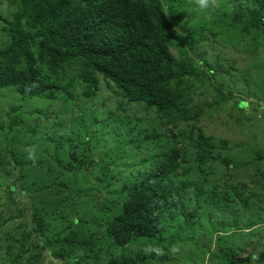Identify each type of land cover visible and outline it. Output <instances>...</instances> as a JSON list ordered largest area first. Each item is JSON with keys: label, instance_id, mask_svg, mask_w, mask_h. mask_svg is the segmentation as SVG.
<instances>
[{"label": "trees", "instance_id": "obj_1", "mask_svg": "<svg viewBox=\"0 0 264 264\" xmlns=\"http://www.w3.org/2000/svg\"><path fill=\"white\" fill-rule=\"evenodd\" d=\"M9 4L10 19L0 15L7 36L0 46V89H12L23 98L76 105L73 92L79 84L85 101L93 99L101 76L114 85L116 95L139 105L146 115L139 119L120 106L103 118L73 116L68 135L50 136L53 144L66 146L65 162L58 151L52 155L55 167H62L57 173L69 171L70 185L84 183L68 192L69 182L54 178L40 190H49V196L66 192L71 210L81 204L74 212L84 213L73 219L68 232L49 238L51 223L42 215L47 204H34L32 221L37 228L18 235L11 248L2 246L0 264H37L48 248L54 258L74 264L173 263L178 260L177 243L193 241L197 234L207 238L196 242L198 247L205 249L209 241L217 246L211 264H264V168L252 166L249 183L236 182L228 174L244 165L243 157L249 164L262 155L248 153L246 140L232 142L201 125L205 106L211 111L231 102L224 112L230 129L236 135L248 130L247 138L258 134L264 140L259 134L264 121L261 126L256 121L264 118V100L256 95L258 83L239 73L241 59L236 67L230 54L241 50L247 64L260 58L264 71V0H206L205 6L200 0H9ZM198 83L216 91L219 99L208 105L194 101ZM18 113L12 109L8 115L14 119L0 122V136L8 146L12 134L31 125L19 127ZM39 115L48 119L50 114ZM32 128L35 135L38 127ZM104 134H110L116 146L96 159L92 141L99 146ZM11 154L17 169L18 158L32 155ZM217 162L226 171L215 174ZM4 186L9 188L4 204H11L20 195L19 188L6 182L0 189ZM23 225L19 223L20 230ZM34 234L45 236L46 243L35 244ZM135 242H144L146 249L132 258L126 251L140 247Z\"/></svg>", "mask_w": 264, "mask_h": 264}, {"label": "rangeland", "instance_id": "obj_2", "mask_svg": "<svg viewBox=\"0 0 264 264\" xmlns=\"http://www.w3.org/2000/svg\"><path fill=\"white\" fill-rule=\"evenodd\" d=\"M12 10L13 9L9 4V0H0V15L3 18L10 19ZM2 26L3 24L0 20V46L2 45L4 40L7 39L6 33L2 30ZM262 53L264 54L263 51H261V54ZM230 54H234L231 63H234L236 67H238L240 63L241 67L239 68V73L249 76V78L251 77L252 79L250 80L253 82V84L254 82L255 84L258 83L256 95L257 97L264 100V71H261L263 62L261 63L260 58L257 57L258 62L256 60L255 62H252L250 64L245 63L246 60L242 59L241 57V50L231 52ZM259 55L260 52L257 56ZM237 59H241L239 60V63L237 62ZM98 77L100 78L99 88L97 90L96 96L93 99L85 101V99L83 98V91L81 90L82 85L79 84L78 89L73 92L76 101L78 102L76 105L70 103L67 104L62 101L50 102L49 100L43 98H23L19 94L15 93L12 89H0V122L3 121L4 123H9L11 119H14V117L9 119L8 113L12 109L17 108L20 110V113L15 116L19 118H15L18 122H20L18 126L21 127L26 122L31 124L29 125V128L18 130L19 133L12 134L10 136V146H8L4 142L3 135L0 136V184L3 185L6 182L12 184L14 187L19 188V190L17 191H19L20 194L19 197L15 198L11 204L5 205L4 203H6L8 199L7 197L9 194V188L7 186H4L2 189H0L1 255L4 254L2 251V246H5L6 248L8 247V249L11 248L15 244L13 242L15 241L14 239L16 237L17 239L19 238L18 235H22L23 232H32L37 228V225L32 221V206L34 204L38 202H45L47 204L42 208L43 212H47L45 214L42 213V215L47 216V220L51 223L46 232V235L49 238H52L53 236H55V234L68 232L71 228L69 226H71L72 222L74 223L73 219H76L82 213H84V211L80 212L81 214L74 212V210L77 211L79 209L81 204L75 205L71 210V205L68 200H66V196L68 197V195L65 194L66 192L64 193V195L62 194L49 196V190L45 189L44 192L41 191L42 187H46L47 184H51L54 178L56 181H62L64 183L69 182L67 183V185L69 186L67 188L68 192L74 190L75 188H78L82 183H84L79 182L80 185H78L77 183L70 185L71 182H73V178L69 177V171H62V173H57V171H60L62 167H55V163L52 161V155L55 151H58L60 153L61 160L65 162L67 158L66 146L63 144V142L60 144L59 142L55 143L54 141L53 144V142L49 139L50 136H55V139H60L63 136L68 135V130L70 127L69 119H71L73 116L82 117L83 114H85V116L95 114L99 118H103V116H105L108 112L116 113V108L120 106H126L127 112H130L132 115L136 116L139 119H143L145 117L146 112L142 110V107H140L139 105L129 104L125 98L120 97L118 94L116 95V88L113 84L108 85L107 81H105L101 76ZM198 86L199 88L197 89V93L195 95L193 94L194 101H196L197 103L208 105L219 99L217 92L212 90L210 87H202L200 83H198ZM234 94H236L235 96H238L236 92ZM230 105L231 102L222 103L220 107H214L211 111L207 110L208 107L205 106L207 112L203 117H201V125L205 127L208 133L215 134L219 137H226L230 140L233 139L232 142H238L239 140H241V143H244V141L246 140L248 143L244 144L246 146L248 145V153H256V151H258L262 155V158H258L257 156H255L249 164L247 163V158L243 157V166L240 165L238 169L233 168L228 171V174H232L234 176L236 182L243 181L249 183L248 175H252L254 173V169L252 168V166L259 165L261 167L263 166L262 168H264V140H262L258 134L256 137L247 138V136L251 134V132L248 130L244 133H239V135L237 133L236 135L235 132L230 129L229 124L226 123L224 119V112L228 111ZM36 112H38L39 114L48 113L50 115L48 119H45ZM19 120H25V122L21 123V121ZM261 120L264 121V118L256 120L258 125L260 126L262 125ZM75 125L79 127L78 123H75ZM32 127H38L36 133L37 135H33ZM7 129L8 127L5 129V131ZM168 129L170 128L168 127ZM259 134L264 135V132H261ZM79 135L81 136V133H79ZM109 135L110 134H104L102 136L103 143H101L99 146L95 145L94 140L92 141L91 146L95 148L93 149V157H96V159L99 157V153L103 155L107 150L116 146V142H114L112 137H109ZM106 137L109 139L108 142L106 141ZM61 145L64 147L62 148ZM78 146L80 147V149L86 148L85 144H78ZM13 151L31 153L32 155L28 157L24 155L23 158H18L17 169L14 158L12 157L13 154H11ZM129 154H132L136 159L141 158V155L137 152H135V154L130 152ZM129 154L127 156L131 158ZM217 164L218 162L214 165L213 171L215 172V174L223 173L225 166L220 162L218 165ZM48 165H51V167H48ZM27 173H30L31 176L27 175ZM83 174V170L79 172V175ZM23 175H26L27 178ZM126 175H129V171L126 172ZM85 177H89V175H85ZM124 178L126 177L124 176L121 179ZM98 186L103 187L102 184H98ZM37 189H39V192L37 191ZM30 190H32V192H30ZM105 190L106 189H104L103 191ZM53 191H56V189H53ZM96 197L98 199L101 198L100 196ZM22 209H24V211L21 213ZM19 213H21V215H19ZM62 216H65V218H63ZM10 217L14 218V220L11 222L8 221ZM19 223L24 224L21 230L19 228ZM203 238L206 237L197 234L194 239L192 238L193 241L187 240V244H181V241L177 243L176 254L174 255H176L178 260L173 261V263L167 261L166 264H211L210 256H212L213 252L216 251L215 249L217 248V246L214 244V242L209 241L210 246H207L205 249L204 247L203 249L201 247H198V245H196L195 243L201 242L202 240L206 241L207 238ZM45 239V236L34 234L31 241H35V244L40 245L41 243L43 245L46 243ZM136 244L140 247L131 246L130 249L126 251V254L128 253L127 256L133 258L137 253L141 254V251H144L146 249L144 242H137ZM50 250L51 248H48L47 251L42 253L41 257L37 259L36 263L74 264V262L61 261L54 258L53 255H50ZM75 255L82 256V251H76ZM26 257H29L28 253ZM22 264L26 263L23 261Z\"/></svg>", "mask_w": 264, "mask_h": 264}, {"label": "clouds", "instance_id": "obj_3", "mask_svg": "<svg viewBox=\"0 0 264 264\" xmlns=\"http://www.w3.org/2000/svg\"><path fill=\"white\" fill-rule=\"evenodd\" d=\"M206 0H200L201 6H205Z\"/></svg>", "mask_w": 264, "mask_h": 264}]
</instances>
